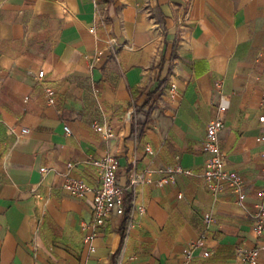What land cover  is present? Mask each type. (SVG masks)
I'll list each match as a JSON object with an SVG mask.
<instances>
[{"label": "crops", "instance_id": "crops-1", "mask_svg": "<svg viewBox=\"0 0 264 264\" xmlns=\"http://www.w3.org/2000/svg\"><path fill=\"white\" fill-rule=\"evenodd\" d=\"M263 92L264 0H0V264H238L259 244ZM217 118L244 207L201 177ZM107 154L125 214L94 226L62 185L97 183ZM177 167L194 175L160 186Z\"/></svg>", "mask_w": 264, "mask_h": 264}, {"label": "built area", "instance_id": "built-area-1", "mask_svg": "<svg viewBox=\"0 0 264 264\" xmlns=\"http://www.w3.org/2000/svg\"><path fill=\"white\" fill-rule=\"evenodd\" d=\"M89 32L94 33V29H91ZM43 75V71H40L37 77L40 79ZM219 112H225L223 105H219ZM259 123L263 129L260 139L264 141V92L260 98ZM222 129L223 123L221 118H217L207 124L201 149L203 153L209 156L203 164L201 177L214 197L230 190L235 195L237 204L244 207L246 198L243 192L244 182L235 171L227 168L225 153L219 145V134ZM64 130L66 133H69L67 127ZM8 132L19 138L27 134L28 130L24 128L16 131L14 127L8 126ZM91 164L98 170L99 180L97 183L91 184L82 178L71 177L67 174L62 188L75 198L91 195L93 225L101 226L106 220L112 217H121L125 214L124 199L126 191L119 184L116 174L117 163L112 154H107L99 160H92ZM67 166L68 171H71L75 167L72 163ZM177 173L194 175L190 170L185 171L177 167L170 170L168 177L161 179L158 184L162 186L168 181H173L174 175ZM131 182L134 184L136 179H133ZM259 196L261 202L252 216V234L259 241V244L251 248L238 247L235 251V259L238 264H257L260 254L264 257V189L259 192ZM139 214H143L142 209L139 210Z\"/></svg>", "mask_w": 264, "mask_h": 264}]
</instances>
